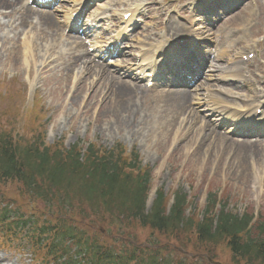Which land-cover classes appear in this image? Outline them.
Instances as JSON below:
<instances>
[{"label":"rangeland","instance_id":"rangeland-1","mask_svg":"<svg viewBox=\"0 0 264 264\" xmlns=\"http://www.w3.org/2000/svg\"><path fill=\"white\" fill-rule=\"evenodd\" d=\"M173 2H176V8L172 9L171 12L180 10L182 4L174 0L169 2V5ZM69 3H71V0H63L57 7L53 8V12L58 10V15H62L61 13ZM152 4L155 5L156 12L152 10L150 16L147 12L140 14V12H143L142 8L144 6L149 7ZM161 4H163V0H120V3L115 6L116 9H126L133 5L139 7V16L136 18L138 29L134 34L135 38L127 43L126 52H123L125 54L122 53L123 55L118 58H107L105 60L99 58V60H96L94 55L96 51L94 48H90L92 45L88 41L84 40L86 53L92 55L91 57L87 53L90 62L101 64V66L94 67L93 64L79 62L78 67H73L69 71L66 66L69 65V54L73 52V48L68 52V46L63 42H59L54 53L50 52L46 55L47 48L41 47L42 49H38L40 52L37 51L34 55H27L26 57V54L30 53L21 44L26 36L20 35L22 31L15 28L17 17L14 19L11 17L10 20L0 17V82L13 80L15 89H11L8 95L7 90L0 87V92L8 95L6 98L1 99L2 95L0 94V111L13 112L9 117L7 116L8 118L4 123L8 127H14V129L20 127L23 133H25L23 126L36 131L34 122H24L21 115L27 110H33L35 103L38 101L36 97L38 94L41 98L38 101L41 110L40 121H42L41 118L44 114V124L48 134L46 142L49 146L54 145L59 140L64 141L66 145H72L78 141L86 144L87 141L98 142L100 140L103 146L110 147L120 143L126 148V151L136 150L139 153L141 166L152 171L147 210L150 209L151 203L155 199L156 191L162 189L168 202V208H170L173 195L176 192H181L187 196L190 205L186 212L187 215L190 212L201 215L209 195H216L221 203L216 206L219 207L224 204L226 210L234 215H264V152L260 154L259 152L247 153L246 158L249 160L244 165L247 177L242 175L239 160L234 152L236 148L233 147L224 153L225 146L223 147L222 143L221 146L220 143L216 144L214 137H209L210 142L202 139L204 134L216 130L209 117L206 116L207 113L204 111L205 107L202 105V101H198L200 100V94L203 92L202 90L196 88L192 90V95H197L195 96L197 98L193 101L194 96H192V104L188 112L193 111L192 115L195 116L196 121H188V128L186 129L183 124L187 116H183L184 114H177L173 118V124L170 121L163 120L165 118L163 115H159L160 111H156L153 103L154 92L148 93L142 87V83L134 77L135 72L127 66L136 63L138 65L143 64L144 67L148 68L147 64L150 61L142 62L138 58L142 55L141 48L148 49L151 45H155L154 41L158 40V36L161 39L165 38V25H163L165 11L157 13V9ZM121 5L125 6L121 7ZM105 8L109 12L114 9L113 7H106L104 0L93 2L89 6L88 13L90 12V15H87L84 21H92L93 15L100 14L101 10ZM108 14L107 16H110ZM161 14H163L162 18H160ZM193 16L183 17L187 22L176 24L181 25V27L188 25V21ZM171 20L173 21V18ZM248 22H250L251 28L247 27L244 31V27ZM193 29L205 32L202 35L199 34L201 36H199L196 43L198 46L203 47V51L208 52L207 56L211 55L214 49H219L220 54L224 50H228L225 43L214 44L213 32L226 37L235 36L236 40L240 38H244L246 41L249 40L251 44L256 46L255 53L257 54V58L251 61L252 68L256 70V66L259 65V69L264 74V34L260 32V35H256L258 29L264 31V0H250L234 12L223 14L222 19H215L210 14L205 20L201 18L193 24ZM252 29H255L254 32ZM98 31L104 32L105 27L99 28ZM64 35L70 36V33L64 30ZM102 35L103 33L96 37L97 43L103 42L107 37L102 38ZM61 36L63 35H59L57 39ZM18 38H20L19 41ZM113 38L116 37L112 36ZM139 40H141L139 42L140 46H138ZM134 42H136V45H134ZM160 42L164 45L163 41L160 40ZM37 44H40V42ZM241 46L242 44L239 42V45L232 50V53H230L231 60L235 57L236 52L241 49ZM117 48L124 50L121 46ZM135 48H139V50L134 52ZM92 50L94 51L92 52ZM22 51L25 55H20ZM140 53L141 55H138ZM227 60L228 56L222 57L219 63L216 62L217 67H228L229 62ZM30 63L33 65H30ZM210 63H212L211 60L209 65ZM114 70L121 71L123 75L131 74L133 82L124 79L120 76V72L117 73ZM215 75L220 74L217 72ZM121 84L126 85L133 92L134 98H131L128 108H132L134 103V107H141L143 112V114L141 112V116L136 114L137 119L133 126L126 122H123V125L120 126L118 122L119 114L109 107L113 102L111 91L119 90ZM211 85L217 86V83ZM37 88H40V90ZM23 89L26 93L25 99H23V95L20 96ZM17 91L18 93L15 95ZM155 91L158 92L159 90ZM139 108H136V110ZM19 109H21V115L18 114ZM14 115L16 116L15 119ZM15 120L16 125L12 126ZM47 120L50 123L49 125L45 123ZM218 132L216 130V133ZM208 142L209 146H207ZM257 142L259 145H264L263 139L261 141L257 140ZM214 145L216 146L213 147ZM211 147L212 152H210ZM197 151H200L199 155H196ZM220 154L224 158H220ZM206 158L207 160L204 161ZM236 172L241 174L242 180L234 175ZM21 209L26 214L34 213L44 220H55V217L50 216L43 206L36 205L33 207L31 204H27L23 205ZM75 225L88 240L96 242L100 246H109L118 252L122 251L128 243L133 244L138 249L151 246L150 250L152 252L157 251L163 257L167 255L168 251H171L175 257L180 253V257L186 264H233L231 255L225 247L217 249L213 246L208 245L205 247L201 245L197 248H184L183 246L181 248L179 242L174 239L169 241L162 236L154 237V235H151L150 232L153 231L150 229H138L133 225L130 228L115 229L112 227L107 233L106 229L103 230L95 219L76 222ZM0 258L10 261V264H39L32 256L29 245L22 242V238L12 241L1 233V229Z\"/></svg>","mask_w":264,"mask_h":264},{"label":"trees","instance_id":"trees-1","mask_svg":"<svg viewBox=\"0 0 264 264\" xmlns=\"http://www.w3.org/2000/svg\"><path fill=\"white\" fill-rule=\"evenodd\" d=\"M7 94L2 97L6 98ZM11 114L0 111V229L4 235L14 238L12 241L27 231L25 238L30 244L36 241V246L46 245L45 257H52V262H185L179 253L175 257L168 251L163 257L157 251L152 252L151 246L138 249L127 243L118 252L87 240L75 224L95 219L107 233L112 227L133 225L150 229L154 237L174 239L181 248L225 247L232 262L264 264L263 214L240 217L226 212L225 207L211 214L217 205L211 195L203 219L199 220L194 213L186 215L189 205L181 192H176L174 204L167 212V199L161 190L147 211L151 172L141 166L137 154L101 152L93 145L83 152L78 144L67 150L63 142L49 146L36 125V131L25 129L26 134L6 126L4 122ZM15 125L16 120L12 126ZM27 204L43 206L55 220L26 214L21 207ZM72 248L84 257L73 260Z\"/></svg>","mask_w":264,"mask_h":264},{"label":"bare ground","instance_id":"bare-ground-1","mask_svg":"<svg viewBox=\"0 0 264 264\" xmlns=\"http://www.w3.org/2000/svg\"><path fill=\"white\" fill-rule=\"evenodd\" d=\"M24 0H0V17L5 18L10 20L11 17H13V19L15 17H17L16 19V24L17 26H15V28L20 29L22 32L20 33V35H25L26 38L24 40L21 41V44H23V47H26V50H28V52L30 54H26L31 56L34 55L38 49H40L41 47H46L47 48V52L45 53L46 55H48V53L50 52H55L56 48H57V44L59 42H63L64 44H66L68 46V52L71 51V48L73 52H71L69 54L70 57V61H69V65L66 66L68 68V71L70 69H72L73 67H78L79 66V62H84V64H93L94 67H100L101 64H96L95 62H90V58L89 55L86 53V47L85 44L81 41L80 38L78 37H74V36H69V35H64V30H66L68 27H70V23L71 20L73 19V13L74 12H78L77 9H74L73 11H71L68 18V21L65 19V21L63 20V17L58 16L55 12H41V11H36L33 8H31L28 4L23 3ZM115 1H120V0H111L109 1L110 4H113ZM29 2V1H28ZM9 4V5H8ZM76 7V6H75ZM56 19L58 21H60L62 23V26H60L58 23H56ZM12 20V19H11ZM196 20L191 21V24L196 23ZM1 23V22H0ZM68 24V25H67ZM249 25V24H248ZM247 24L245 25V27L248 26ZM244 26V25H243ZM244 27V28H245ZM193 27H185V25L183 27H181V25L174 23L171 19L168 20V24L165 28V37H169V38H173L175 36H180L182 34H192L193 35L197 32V39L199 38V36H201L203 33L205 32H201V30H193ZM203 29V28H201ZM204 29H206L204 27ZM192 31V32H191ZM207 32H209V30H207ZM201 34V35H199ZM215 33H213L214 36ZM59 35H63L61 36V38L57 39V37ZM233 37V38H232ZM235 36H230V37H226L225 35L221 38L219 44L225 43L228 50H224L222 52V54H220L219 56L216 57V61L220 62L221 58L224 56H228V60L227 62L231 63L230 67H212L214 68L213 70H219L220 75L216 76V79L222 81L221 85H225L228 89V91L232 92V91H240V86L235 85V84H228V80L230 78H235V76H237V74H240L239 71V66L240 63L237 60H231L230 53H232V50L234 48H236V46L239 45V42L243 45L246 41L244 39H239L236 40V38H234ZM20 40V38H18V41ZM3 42V41H2ZM38 42H40V44H37ZM169 41H166V45L168 44ZM165 46H163L164 48ZM23 49V48H22ZM42 49V48H41ZM203 49V47H202ZM19 51V50H18ZM43 51V50H42ZM242 51V48H241ZM40 52V51H38ZM214 53L211 52V55H213ZM20 55H25L23 54V51L20 53ZM237 55V54H235ZM181 59V57L179 58ZM220 59V60H219ZM198 63V61L191 63L190 62H185V65L183 66L184 69L190 70L192 68V65H196ZM30 65H33L32 63H30ZM90 67V66H89ZM196 68V67H194ZM93 70V69H92ZM204 70H202L203 73ZM118 72L121 73V71L118 70ZM205 73V71H204ZM211 73V72H210ZM123 74V73H121ZM249 75H253L252 73H248V77H247V82L251 83L250 81L253 79L256 83H261L257 80V78H251ZM125 76V75H124ZM254 76V75H253ZM260 79H262V77L259 75L258 76ZM204 82H206L207 79L202 78ZM102 82V81H101ZM261 85L264 88V83H261ZM208 86L210 88H212V86H210V84L208 83ZM154 92V99H153V103L155 105V109L156 111L159 110L160 113L159 115H163V117L165 119H163L164 121L166 120V122H169L171 124H173V118H175V116L177 114H184L183 116H187L186 121L184 122V126L186 127V129L188 128V121L191 120V122H195V116L192 115V112H188V110H190V106L192 104V96L193 97V101L196 100L197 95H192L191 91H187V90H183V91H170V90H159L157 91H153ZM254 97L253 100L257 103L259 98H260V93H253L251 92ZM111 97H112V104L109 106L111 108H113L112 111H115L116 113H118V122L120 124V126H122L123 122L128 123L130 126H133V124L136 122L137 119V115L141 116V112L142 109L141 107H134V103L132 104V108H128L129 103L131 98L133 97V92H131V90L124 84L120 85V89L119 90H112L111 91ZM134 98V97H133ZM198 100V99H197ZM198 101H201L198 100ZM189 105V106H188ZM134 107V108H133ZM136 108H139L138 110H136ZM259 109V108H257ZM136 112V113H135ZM173 112V113H172ZM143 114V112H142ZM171 114V116H169ZM169 116V117H168ZM168 117V118H167ZM124 121H123V120ZM242 126H246V124H242ZM129 131H131L129 128H126ZM209 135V136H208ZM210 138H213L214 141L217 143H220L219 145L224 147V153L228 152L229 149L231 148H236L234 149L235 155L237 157V159L239 160V168L240 171L242 170V175H245L247 177V173L244 170V165L247 163V153H255V152H259L262 153L264 152V145H259L256 142H246L244 145H237L234 142H232L231 140L226 139L222 134L220 133H216L211 131L209 134H204V136H202V139L205 140H209ZM209 142L208 145L209 146ZM216 145H214L213 147H215ZM210 152H212V147L210 148ZM179 150V149H176ZM200 151H197L196 155H199ZM259 157V155H257ZM224 156L222 154H220V158ZM207 158L204 160L206 161ZM249 163V161H248ZM241 174L238 172H236L234 175H237L239 179H241ZM242 180V179H241ZM0 264H10V261L5 260L3 258H0Z\"/></svg>","mask_w":264,"mask_h":264}]
</instances>
